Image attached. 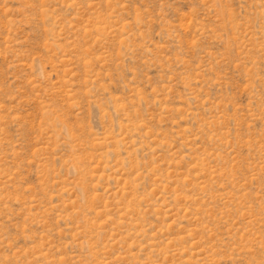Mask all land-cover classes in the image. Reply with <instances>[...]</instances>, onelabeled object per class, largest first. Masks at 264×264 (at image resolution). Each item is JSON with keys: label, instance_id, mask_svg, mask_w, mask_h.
I'll list each match as a JSON object with an SVG mask.
<instances>
[{"label": "rangeland", "instance_id": "374dc122", "mask_svg": "<svg viewBox=\"0 0 264 264\" xmlns=\"http://www.w3.org/2000/svg\"><path fill=\"white\" fill-rule=\"evenodd\" d=\"M0 264H264V0H0Z\"/></svg>", "mask_w": 264, "mask_h": 264}]
</instances>
